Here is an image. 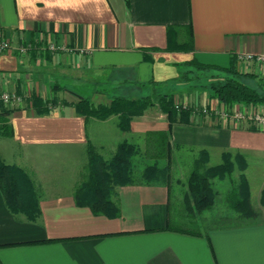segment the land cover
<instances>
[{"label": "crops", "instance_id": "0c3cea01", "mask_svg": "<svg viewBox=\"0 0 264 264\" xmlns=\"http://www.w3.org/2000/svg\"><path fill=\"white\" fill-rule=\"evenodd\" d=\"M188 28L192 49L168 50V37L182 43ZM0 33L12 47L28 48L24 55L0 52V90L23 98L7 106L13 135L0 137L5 141L0 159L23 170L35 165L38 156H54L70 164L72 173L67 186L24 181L23 195L37 198L34 220L10 211L0 190V264H264V208L256 210L252 202L253 217L235 211L231 218L241 221L195 231L172 224L185 220L170 212V184L161 181L115 185L116 217L94 214L74 199L89 145L108 158L126 140L151 155L147 136L156 132H168L170 157L173 146L187 151L192 162L204 151L216 164L223 152L243 156L241 172L250 194L260 192L264 125L252 114L264 112V104L225 105L207 93L199 98L201 107L227 106L245 116L224 119L192 108L188 122L169 126L166 115L153 106L121 130L118 115L77 114L73 103L86 96L69 87L108 82L88 97L94 104L108 103L116 83L147 92L180 86V73L192 69L191 62L228 67L233 57L238 71L264 81V62L236 58L239 53L264 54V0H0ZM48 42L70 50L51 52ZM170 93L176 100L177 91ZM32 94L45 99L57 94L62 102L39 115ZM179 98L187 103L184 93Z\"/></svg>", "mask_w": 264, "mask_h": 264}, {"label": "trees", "instance_id": "16d2710c", "mask_svg": "<svg viewBox=\"0 0 264 264\" xmlns=\"http://www.w3.org/2000/svg\"><path fill=\"white\" fill-rule=\"evenodd\" d=\"M170 32V29L168 30ZM187 39L177 43L170 36L167 39L168 50H191L192 37L188 28ZM192 69L206 71L213 70L210 74L214 78L219 77L207 84L208 97L216 99L219 103L230 105L236 102L264 104V81L252 73H242L237 70L235 57L231 58L228 67H218L191 62ZM192 69L180 73V80L189 81ZM31 105L36 114L49 113L54 102L42 98L38 94H32ZM157 105L169 121V126L175 122L186 123L193 111L191 107H182L174 102L172 93L156 92L142 95L137 98H127L124 95L115 96L108 103L94 104L90 99L81 97L73 103L77 114L85 117L106 119L111 115H118V127L121 130L129 129V122L133 116L142 115L146 109ZM11 109L4 108L0 104V137L13 135V129L8 122ZM147 143L152 144L151 155L147 151H140L139 147L126 140L120 142L113 155L108 159L100 157L91 145L87 148L88 162L85 180L79 182L74 199L79 206H88L94 214H104L108 217L119 215V208L112 200L115 185L131 184L144 181L149 184L158 181V177L165 175L170 162V147L168 132L150 133ZM146 154V155H145ZM149 154V155H148ZM241 158V169L245 168L244 157ZM139 157L146 163L139 174L135 175L134 159ZM200 158L206 159L207 153H201ZM165 160L164 165L160 161ZM151 161V162H149ZM200 160L196 158L194 166L187 178L188 197L191 208L197 212L208 209L213 203L211 195V183L209 176L224 178L232 171V153L223 152L221 162L206 168V173L200 172ZM23 178L27 183L30 180L26 173L15 165H9L0 159V190L10 211L25 213L26 217L34 220L38 216V202L35 194L21 195L18 191L19 179ZM226 202L230 209L240 213L243 217H253L255 211L250 204L248 182L243 174L240 175L237 185L231 188L226 196ZM261 203L264 204V190L261 194Z\"/></svg>", "mask_w": 264, "mask_h": 264}, {"label": "rangeland", "instance_id": "374dc122", "mask_svg": "<svg viewBox=\"0 0 264 264\" xmlns=\"http://www.w3.org/2000/svg\"><path fill=\"white\" fill-rule=\"evenodd\" d=\"M215 73L213 70H206V71H199L196 69H192L190 72L191 79L189 81H184L182 85H172L170 84L169 87H158V90L156 92H165L170 93L172 91H177L178 95L176 96V100H174L175 104H180L179 100L182 96V93L185 94L186 97V105H189L193 109L199 110L201 108V105L199 103V98L203 96V94L208 93V87L207 84L211 82L212 80H216L218 78V75H215L214 78L210 76V74ZM103 81V80H102ZM87 83V84H79V86H72L75 85V83H71L69 87L80 88L81 91L84 93L83 95L88 98L94 89H100L102 86L106 87L108 85V82L106 84L102 83ZM117 84V87L115 88V95L116 96H122L125 97H140L142 95L149 94L151 92H147L146 89H142L141 91L135 88H131L130 90L124 89L123 87H120ZM110 85H113V83H110ZM119 86V87H118ZM71 89V88H70ZM2 92H8L5 90H0V93ZM19 94V93H18ZM17 94V95H18ZM20 95V94H19ZM18 95V96H19ZM115 95L113 97H115ZM181 95V96H179ZM21 97V96H20ZM21 99H23L21 97ZM47 99V98H46ZM50 101L57 103V101L60 100V96L57 94H53L50 98H48ZM89 99V98H88ZM13 101L10 99L7 102H4L2 99H0V104L4 108H7ZM156 106L158 109L159 107ZM153 107V106H152ZM183 107V105H182ZM5 141L2 139L0 140V148L4 146ZM201 155H199L198 160H200V172L206 173V168L216 165V163H213L212 161H208L207 159L200 158ZM238 154H232V171L229 176H225L224 178H218L216 176H209V181L211 183V195L213 198V203L210 208L202 210L200 212H197L191 208V202L188 197V189H187V178L191 171V169L194 166V162H192V158L189 156V153L187 151L177 150L176 146H173L172 149V155L169 162V166L166 169V174L158 177V181L168 183L170 184V192H171V199H170V212H178L180 214L181 219L185 220L183 222H174L172 221V224H178L181 227L189 228L191 230L195 231H204L206 227L213 226V225H220L223 223H234L241 221L240 219H232V215H234L236 212L230 209L226 202V196L231 191L232 187H235L237 185V182L239 180V177L241 174H243L241 171V158ZM103 158V157H102ZM110 158V157H108ZM103 158V159H108ZM36 164L31 166L30 168H24L26 175L28 176L31 183L33 181H36L37 179L48 181L53 184H59L62 186H67L69 183H71V166L70 164L62 163L59 159L55 158L54 156H38L35 160ZM135 162V175L139 174L140 171L143 169L146 161L140 159L139 157H136L134 159ZM151 162V161H149ZM221 161H219L220 163ZM32 163V162H31ZM166 162L165 160L160 161V165H164ZM85 165V164H84ZM82 167V166H81ZM81 172L78 174L77 179L79 182H82L85 180L86 175V165L81 169ZM32 168V169H31ZM207 174V173H206ZM244 175V174H243ZM19 184H18V191L22 193V195L25 193V189L21 188V186L24 184L23 178H18ZM250 204L252 202L253 208L258 210L264 208V204L261 203V194L262 189L260 192L258 190H253L252 194H250ZM238 214V213H236ZM241 215V214H240ZM239 215V216H240ZM224 217L227 220L220 219V217ZM189 218L192 221H186V219ZM188 220V219H187Z\"/></svg>", "mask_w": 264, "mask_h": 264}, {"label": "built area", "instance_id": "2783aa9c", "mask_svg": "<svg viewBox=\"0 0 264 264\" xmlns=\"http://www.w3.org/2000/svg\"><path fill=\"white\" fill-rule=\"evenodd\" d=\"M27 47L26 46H17V47H12L10 41L3 36L0 33V52H5L9 50H14L18 55H24L27 52ZM46 49H48L51 52L59 51V50H70L67 46L64 44H57L54 42H48L46 45ZM236 58L238 60H247V61H259V62H264V54H251V53H239ZM0 99H2L4 102L9 101L10 99L19 101L20 96L13 94V93H8V92H2L0 93ZM180 105L183 107L187 106L186 104L180 103ZM176 107H178V104H176ZM202 113L205 114H214L220 118L228 119L232 118L234 120H238L243 118L245 115L241 113L239 110H231L228 109V107L224 108H207V107H201L200 108ZM252 119L257 122L258 124L264 125V112L259 111L255 112L252 114Z\"/></svg>", "mask_w": 264, "mask_h": 264}]
</instances>
